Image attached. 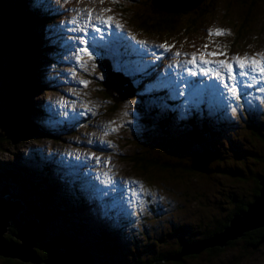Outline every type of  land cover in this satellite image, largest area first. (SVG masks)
<instances>
[{
	"label": "rangeland",
	"instance_id": "obj_1",
	"mask_svg": "<svg viewBox=\"0 0 264 264\" xmlns=\"http://www.w3.org/2000/svg\"><path fill=\"white\" fill-rule=\"evenodd\" d=\"M33 1L44 4L48 19L41 27L20 23L22 30L14 42L23 44V38L33 37L30 31L41 30L42 37L34 39L42 38L47 49L40 47L45 54L28 58L10 50L3 59L6 72L0 73V94L7 99L21 85L29 86L31 77L45 84L29 99L35 106L30 107L29 119L46 132L20 137V118L9 112L15 111L13 105L21 99L15 97L13 105L0 99V175L21 165L34 178L25 190L46 189L48 180L41 181L46 164L47 173L59 180L60 189L57 186L51 191L54 205L64 208L51 218V226L90 263H118L101 240L105 231L113 233L123 262H147L178 251L183 240L201 238L236 205L253 202L264 178V141L249 126L253 123L254 131L264 136V74L247 65L241 69L232 58L260 59L256 54H264V0H201L196 10L172 17L156 14L150 0ZM18 3L20 0H0V25L5 12ZM108 17L113 21L105 22ZM209 29L231 34L210 36ZM3 34L0 28V42ZM161 44L169 47L161 48ZM129 51L136 55L132 61L126 57ZM193 53L194 64L189 63ZM103 60L131 80L134 98L116 105L107 96L102 85L106 80ZM220 61L233 66L235 80ZM35 65H39V75ZM20 66L21 71L15 73ZM241 71L246 75L240 76ZM225 83L239 85L238 98ZM249 84L252 86L246 87ZM163 85L170 90L169 97H154L153 90ZM165 101H170L169 108ZM209 104L205 111L215 125L208 143L205 139L197 142L188 123L189 129L178 131L183 120H191ZM166 115L173 116L176 124L168 131L162 126ZM208 146L215 151L211 152L215 160L208 166L211 174L189 170L191 154L203 153ZM142 156L175 165L176 171L134 165L133 160ZM3 193L16 200L24 196L10 181L0 182V195ZM27 197L28 202L31 198L39 205L28 192ZM48 207L54 208L49 203ZM50 230L42 228L45 242L54 241ZM244 247L238 243L213 255L204 251L184 264H264V244L246 255ZM0 264L5 263L0 259Z\"/></svg>",
	"mask_w": 264,
	"mask_h": 264
},
{
	"label": "trees",
	"instance_id": "obj_2",
	"mask_svg": "<svg viewBox=\"0 0 264 264\" xmlns=\"http://www.w3.org/2000/svg\"><path fill=\"white\" fill-rule=\"evenodd\" d=\"M26 1H28L27 2L28 9H26V6H25ZM29 1L31 3L33 2L35 5L32 4L33 6L30 7L29 5L31 3H29ZM150 2H151L152 10L156 14H163L164 13V12H161L159 9H157L156 7L153 6L152 0H150ZM4 15L6 18L3 20V22H1L0 28L2 29L3 33H5L10 39V42H11L10 50H15V51H18V53H20V52L23 53L25 58L31 57V54H43L44 53V52L40 51V49H41L40 47L45 48L44 49V51H45L47 49L46 42L44 43L42 38L40 40H39V38H38V40L34 39L36 37H42L43 31H41V30L35 31V32L30 31V33L33 37H30L28 35L29 40L26 37L23 38V44H22V41H21V44H16V45L14 42L19 30H22V27H20V25H21L20 23H27L28 22V23L38 25L41 27V26H43V23L45 21L44 19H48L47 18V12H45V6L42 2L38 3V2L33 1V0H20V3H18L17 6L15 5V7L13 8L12 11H7V12H5ZM167 16L172 17L173 14H169ZM154 26L156 28V24H154L153 27ZM29 41H30V43H29ZM23 45H25V47H27V48L24 49ZM128 53H129V55H127L126 57L128 60L132 61L133 60L132 56L136 57V55H132L133 53L131 51H129ZM38 68H39V65L38 66L35 65V69H37V74L39 75L40 71L38 70ZM135 69L136 68H134L133 71ZM20 71H21V66L15 71V73L18 74ZM146 75L147 76L145 77V79L148 77V74H146ZM28 82H29V86L28 85L27 86L21 85L19 87V89L17 91H15L14 94L9 96L7 99L3 98L2 94H0V99L4 100L5 103L9 102L11 105L14 104L13 99L15 97L21 99L19 101V103L13 105L14 107H16V109L14 112H9V116L12 115V116L17 117L18 119L20 118L21 124H19L17 131H18V134L20 135V137H22L23 139L24 138H32L38 134H41V135L44 134L45 135V132H46V130H44V128L41 127V125H39L38 123L36 124L35 122H32L29 119V116L31 113L30 107H32V108L35 107L29 99L32 95L40 93L44 89L45 84H43L41 82H35L33 77H31ZM28 87H30V88H28ZM163 87H164V89L161 87V88H158L157 91L155 90V92L157 94L154 97L157 96L160 99H161V97H163V98L169 97V91L170 90L165 86H163ZM207 98H209V95H207ZM155 101H159V100L155 99ZM170 101H173V100H170ZM170 101L164 102V104L166 105L167 108H169L168 102H170ZM158 105L159 104H157V106ZM207 107H211L210 104L205 105L204 107L201 108L204 110V112H202V113L198 112L196 114H193L192 115L193 117L191 120L190 119L183 120L182 124L181 125L179 124L180 125L179 129H181V130H178V131H184V130L189 129V127L186 125L188 123L189 125L192 126L189 133H191V135L194 137V139L197 142H201V143H204V139H205V140H207L206 143H208V139L214 136L211 129L214 127L215 124L213 121H210L209 118L207 117V111H205V109H207ZM211 110H214V109H211ZM155 114H156V116L159 115L158 112H155ZM201 114L203 115V117H201V120H200ZM164 117H165L164 118L165 120L162 123V126L164 127L165 130H167V131L170 130L171 126L176 127L175 119L173 116L170 115L167 117V115H166ZM193 118H194V120L196 118L195 122L193 121ZM188 121H190V122H188ZM200 121H202V122L200 123ZM253 126H254L253 123L251 124V126H249L250 127L249 129L252 130L253 135L257 136V138L262 139L264 141V136L262 134H260L259 132L254 131L255 126L254 127ZM212 143H214V142L212 141ZM205 151L215 152L214 149L212 148V146H208L206 149H203V152H205ZM218 158L220 159V157H218ZM190 159H191V157H190ZM133 163H134V165H137V166L139 164H142L141 168H143V169H145L147 167H151V168H162L165 170L176 171V168H177V166L168 165V163L158 164V161H156V160H149V159L146 160L144 158V156H142L141 158H136V160H133ZM13 167L15 168V171L11 170L10 172L6 173L5 175H0V179H2V180H0V182L7 184L10 181V182L14 183L15 187L21 188L23 191V194H24L22 201L27 205V211L32 212L35 219L40 221L38 228H37V231L35 232L36 233L35 234V242H36L35 245L37 247L36 250H37L39 256H41L43 259H45L48 255V252L52 249L64 250V249H68V248H77L74 245H72L71 243H69V241L66 240V237L64 234H61V232L58 233L57 230H55V227L51 226L52 225V219L51 218H53L55 216V213L57 211H59L60 209L64 210V208L61 207L60 205H54V202L52 199L53 197L51 196V194H53V192L51 193V191L52 190L56 191V187L57 186L59 187V185H58L59 180L57 178L50 176V173H47L50 171L49 167L46 164H44L43 168L46 169L44 171L45 176H43L41 178V181L48 180L50 187L46 181V183H47L46 189L32 188L31 191H27L24 189L26 184L30 185V183H29L30 180L34 179V178L32 179L31 175H33V174L31 173V170L27 171L26 168L22 167L21 165H14ZM190 167H191V164L188 167L189 170H191ZM192 172H194V171H192ZM26 187H28V186H26ZM59 189H60V187H59ZM27 192L30 195H32V198H35V200H38L39 205L34 204V202L31 200V198H30V202H28ZM258 194H259V189L256 190L255 197L258 196ZM1 195L6 196V195H10V193H3ZM79 197L80 196H78V200H79ZM66 200H67V198H64L63 200H61V202L62 203L66 202ZM48 203L51 204L54 208L50 209L48 207ZM83 203H84V201H83ZM249 204H250V202H248L246 204L244 203L243 205H240V207L235 211L234 216L237 213L245 211ZM11 226H12V229L10 227V231L12 233H16L18 231L20 223L15 221L14 223H12ZM219 227H221V229H219ZM219 227L214 229V230H208L205 233L204 238L205 237L210 238V237H213L215 234L222 232V230L227 227V223L222 224L221 226L219 224ZM42 228L52 229L49 232H51V235L53 237H55L54 241L49 240V242L48 241L45 242L44 241V240H46L45 238L41 239V237L43 236ZM60 234H61V237L59 238L58 242L55 241L56 238L58 239V236ZM100 237H101V240L103 242H105V245L108 248L107 251H109L110 258L113 261H117L118 262L117 264H127L128 263L125 261H124L125 262L124 263L122 261V258L120 259L122 251L120 250L119 244L117 243V241L114 240L113 233L110 234L109 231H105L102 234H100ZM263 238H264V231H258L256 233H252L251 234V243H249L250 240H248V246L251 248L256 246V244H259ZM185 244H188V242L183 240V242H181L180 245L184 246ZM39 251H40V253H39ZM82 254H83L84 258L86 259V261L89 264H92L89 262V259L84 255L83 252H82ZM175 255H176V252H169V253H167L166 256H159V257H156L153 260H151V261L149 260L147 262L138 261L134 264H162V262H164V261L174 262L171 259ZM9 261H10L9 264H21V263H18L16 261H11V260H9ZM181 261H179V262H181ZM175 263H178V262H175Z\"/></svg>",
	"mask_w": 264,
	"mask_h": 264
},
{
	"label": "water",
	"instance_id": "obj_3",
	"mask_svg": "<svg viewBox=\"0 0 264 264\" xmlns=\"http://www.w3.org/2000/svg\"><path fill=\"white\" fill-rule=\"evenodd\" d=\"M202 2L152 0L154 7L167 14L192 12ZM0 44L3 48V51L0 52V73L3 74L6 72L3 59L8 55L11 46L10 39L6 34L2 35ZM102 66L106 71V80L103 81L102 85L105 93L114 104L119 105L135 97L136 89L128 77L115 71L108 60H103ZM127 83L129 86H125ZM213 156L210 151L192 153L191 170L197 173L211 174L208 166L215 160ZM259 186L258 196L247 206V210L236 214L231 219L228 227L213 237L197 243L185 244L182 250L171 260L179 262L184 257L200 255L209 249L225 248L228 243L242 239L247 233L264 229V178L260 179ZM15 221L20 223L18 231L10 233L11 224ZM39 223L40 221L35 219L33 213L27 211V205L22 200H16L10 195H0V258L17 261L21 264H89L77 248L52 249L45 259L39 256L35 245V232ZM9 234L11 240L7 239ZM262 243H264V238L258 245Z\"/></svg>",
	"mask_w": 264,
	"mask_h": 264
},
{
	"label": "snow or ice",
	"instance_id": "obj_4",
	"mask_svg": "<svg viewBox=\"0 0 264 264\" xmlns=\"http://www.w3.org/2000/svg\"><path fill=\"white\" fill-rule=\"evenodd\" d=\"M101 2H103V0H101ZM113 2H116V0H113ZM87 11H88L89 17L91 18V10L89 9ZM104 11H110V9H105ZM111 21H113V18L108 17L107 21H105V22H111ZM115 24H116L117 28L122 27V25L118 21H116ZM97 31H99V29H97ZM213 34H215V35H222V34L230 35L231 33H227L225 30H221V29H209V35L211 36ZM80 42L85 43V41L83 39H81ZM139 43L143 44L144 42L140 41ZM159 47L167 49L169 46L167 44H161V45H159ZM204 47L207 48V45H205ZM83 51L89 56V58H91V53L88 52L87 48L83 49ZM176 55H180V54L176 53ZM209 55H215V53H209ZM256 56L260 57V59L250 58L247 55L245 57L234 56L232 59L237 62L238 66L241 69L245 68V66L247 65V66L253 67L254 69H258L261 74H264V54L257 53ZM77 58L79 59V57H77ZM195 62H196V54L193 53L192 59L189 61V63L194 64ZM203 63L207 64V63H209V61L204 60ZM219 63L221 65H223L225 68H227V70L230 74V78L235 80V76L231 75L233 73V66L231 64L225 63L224 61H220ZM191 74L195 75L196 73H191ZM207 74L208 73L205 72V75H207ZM216 75L219 76V73H216ZM239 75L244 76V75H246V73L241 71ZM84 83H87V82H84ZM251 86H252L251 84L246 85V87H251ZM224 87L228 89V91L232 94V96L234 98H238V95H239V85L238 84L233 83L232 85H229V84L225 83ZM180 95H183V93L181 92ZM132 183H136V182L133 181ZM133 194L135 195L134 191H133Z\"/></svg>",
	"mask_w": 264,
	"mask_h": 264
},
{
	"label": "flooded vegetation",
	"instance_id": "obj_5",
	"mask_svg": "<svg viewBox=\"0 0 264 264\" xmlns=\"http://www.w3.org/2000/svg\"><path fill=\"white\" fill-rule=\"evenodd\" d=\"M250 203H251V202H250ZM239 207H240V205H236V207L230 212L229 216L226 217V218H224L223 222H217L216 225H215V227L212 228V230L218 228V227H219V224H220V226H221L222 224L227 223V227H228L229 224H230L231 219H232L233 216H234L235 211H236ZM246 210H247V209H246ZM237 214H238V213H237ZM235 215H236V214H235ZM11 225H12V224H11ZM11 229H12V226H11ZM219 229H221V227H219ZM224 229H225V228H224ZM224 229H223V230H224ZM208 230H211V229H208ZM208 230H206L203 234H201V235H203L201 238H198V239L193 240V241H187L188 244L197 243V242H199V241H201V240L207 239L206 237L204 238V235H205V233H206ZM223 230H222V231H223ZM258 231H264V229H260V230H256V231H253V232L247 233L242 239H240V240H238V241H235V242L228 243L227 247H225V248H219V247H218L217 249H209V250L205 251L204 253H208V254H210V255H213V254H216V253L224 252V249H226V248L228 249V248H230V247H234V246H236L238 243H244V245H245V247H244L245 255H246V254H251V253L248 252V251L251 249V247L248 246V240H250L249 243H251V234H252V233H256V232H258ZM10 233H12V232L10 231ZM219 233H220V232H219ZM7 239H9V240L12 239L10 234L8 235ZM262 244H264V243H262ZM262 244H260V245L256 244V246L252 247V250H257V249H259V248L261 247ZM182 247H183V246L180 245L179 248H177L178 251H175L176 254H178V253L182 250ZM202 254H203V253H202ZM199 256H200V255L187 256V257H184V258L182 259L181 262H178V263L173 262V264H184L185 261H186V259H190V258H191V259H195V258H197V257H199ZM0 259H1V260L3 261V263H5V264H9V263H10L9 260H5V259H2V258H0ZM164 262H165V261H164Z\"/></svg>",
	"mask_w": 264,
	"mask_h": 264
}]
</instances>
